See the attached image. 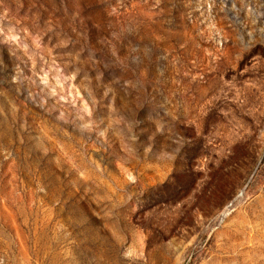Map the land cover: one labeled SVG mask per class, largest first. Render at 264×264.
<instances>
[{
  "label": "rangeland",
  "instance_id": "obj_1",
  "mask_svg": "<svg viewBox=\"0 0 264 264\" xmlns=\"http://www.w3.org/2000/svg\"><path fill=\"white\" fill-rule=\"evenodd\" d=\"M0 264H264V0H0Z\"/></svg>",
  "mask_w": 264,
  "mask_h": 264
}]
</instances>
